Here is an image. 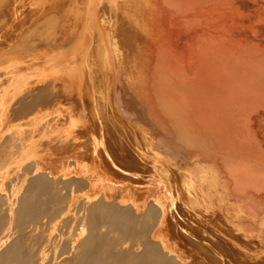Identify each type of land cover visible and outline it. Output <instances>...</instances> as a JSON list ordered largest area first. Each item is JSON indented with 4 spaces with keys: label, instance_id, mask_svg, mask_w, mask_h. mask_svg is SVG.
Returning <instances> with one entry per match:
<instances>
[{
    "label": "bare ground",
    "instance_id": "bare-ground-1",
    "mask_svg": "<svg viewBox=\"0 0 264 264\" xmlns=\"http://www.w3.org/2000/svg\"><path fill=\"white\" fill-rule=\"evenodd\" d=\"M10 2L0 0V76L21 51L62 72L29 75L7 103L11 122L65 111L70 96L84 101L89 149L55 169H24L9 150L32 177L15 210L0 193L14 223L0 264H264V0H36L24 25L18 6L4 18ZM51 139L48 152L71 147Z\"/></svg>",
    "mask_w": 264,
    "mask_h": 264
},
{
    "label": "rangeland",
    "instance_id": "rangeland-1",
    "mask_svg": "<svg viewBox=\"0 0 264 264\" xmlns=\"http://www.w3.org/2000/svg\"><path fill=\"white\" fill-rule=\"evenodd\" d=\"M18 1V2H17ZM15 0V1H13V0H11V2L4 8L5 10H4V18H5V16H6V18H7V20H8V18H9V14H7V10H9L8 11V13H11L12 14V12H13V14H12V16H14L15 15V10H17V6L19 7V11H20V13H19V15H21V16H19L20 18H19V20H22L21 22H23V25L29 20V19H31L32 17V15L33 14H30V12L31 13H34V11L36 10V12H38V10H37V8L36 7H34L35 5L36 6H38L39 4L38 3H35L34 4V2L36 1V0ZM34 1V2H33ZM12 2L14 3V4H12ZM31 2H33V3H31ZM37 2H38V0H37ZM40 2H41V0H40ZM17 3V5L16 6H14L15 4ZM28 3H30V4H28ZM11 4H12V6H11ZM32 4V5H31ZM33 4H34V6H33ZM38 4V5H37ZM21 7H20V6ZM11 8H9V7ZM8 7V8H7ZM16 7V8H15ZM7 8V9H6ZM13 8V9H12ZM14 10V11H13ZM32 10H34V11H32ZM6 11V12H5ZM28 11V12H27ZM24 12V13H23ZM26 12V13H25ZM29 13V14H28ZM27 14V15H26ZM17 15V14H16ZM29 15H30V17H29ZM11 16V17H12ZM25 16V17H24ZM23 17H24V19H23ZM28 17H29V19H28ZM24 20H26V21H24ZM0 25H1V23H0ZM4 25H6V27L4 26ZM28 25V24H27ZM26 25V26H27ZM5 27V29H4V27ZM8 24H3L2 26H0V27H2V29H1V31H5V30H7L8 31ZM8 28V29H7ZM11 29L12 30H14V32H15V34H18L19 33V36H18V38H20V35H21V37H24V34L26 35L27 34V29H21L22 31L24 30V32H20L19 30L17 31L16 29H14V28H12L11 27ZM17 32H16V31ZM0 31V32H1ZM6 31V32H7ZM25 31H26V33H25ZM3 34L5 33V32H2ZM2 33H0L1 35H0V37L3 35ZM9 33V32H8ZM7 33V34H8ZM6 34V33H5ZM4 34V35H5ZM1 40H2V38H0ZM0 40V41H1ZM14 41V42H13ZM12 42L11 41H9L8 42V44L10 43V44H12L13 43V46H18V45H15V44H18L19 43V41H18V43H17V40H13ZM15 43V44H14ZM1 44V43H0ZM2 48H5V45L2 47ZM19 54H20V56L22 55V56H24L23 58H22V56L19 58L16 54H14L13 55V53L11 54V53H9V56H8V54H5L6 56H8V57H12V60L11 61H9V62H5L3 65H2V67H6L7 68V70L5 71V73L6 72H8V73H6L5 75H3V76H0V105H1V103H3V107H2V105L0 106V125L2 126V124H4L2 127H5V128H2L1 126H0V133L1 132H3L2 134H0V136L2 135L4 138L6 137V138H11L12 140L10 141V147L8 146V143H4L5 142V139L3 138V137H1L3 140H1L0 139V142L3 144H1L0 143V145H2L3 147H4V145H5V147L3 148L2 146L0 147V149H2L3 150V153H2V155H3V157L5 156V154L4 153H6V155H8V158H7V156L6 157H2L1 156V154H0V158L2 159H0L1 161V167H3V169L0 167V169H2V170H0V175H1V178H0V193L1 194H3V196L5 197V199H7V203H10V204H13L14 203V205H13V209L15 210L18 206L17 205H19L17 202H18V200L17 199H19L21 196V194H23L24 192H25V190H26V188H27V186L28 185H26L27 184V182L30 180V178L32 177V175L30 174V175H28V176H26V178H23V177H20V176H22L23 174H24V169H26L27 167H29L30 165H32V164H34V163H39V161H40V159H41V164L39 163V165H41L42 167H44V168H47V169H55V168H59L60 167V165H59V162H60V159H62V161L61 162H63L64 161V159H65V164L66 165H70L71 167H74V165H72L73 163V159L72 158H70V156L71 155H73L74 153H76V152H83V151H86V150H88L89 149V146L87 145V142H86V139H87V136H86V134L85 133H87V132H85L86 131V126H85V124H86V119H87V110L85 109V107L83 106V103H84V101H78V103L76 102V104H74V103H71V102H74L72 99H71V97L70 96H68L67 94H66V96H68V102H67V97H66V99H64V94L66 93L65 92V90L67 91V88L64 90V94H62V101H60V104H61V102H62V104H63V102L65 103V107H66V109H65V111L63 110L64 109V107H63V109H62V105H60V109H59V104L58 105H56V107H53V106H50V107H48L47 106V108H42L41 109V111L42 112H44L42 115H44V118H45V120H44V118H43V116L42 115H40L41 113L40 112H37V110L39 109V108H37V109H35V111H33V112H31L29 115H26V116H23V119H21L20 120V118L18 117L17 119H13V121L11 122V119L12 118H10L9 117V115L8 114H10L9 112H8V110L10 111V109H11V107H12V103H13V100L15 99V98H18V96H21V95H23L21 92H24V93H27V90L29 89V87L27 88V86H29V84L27 83L28 81H30L31 80V76L29 77V75H32V74H34L36 77L38 76V77H40V79H42L41 77H45V78H47V76H50V77H48V78H54L53 76L55 75V77H57L59 74H61L62 72H57V67H54L52 64H48V68H47V66H43V65H41V67L40 66H38V65H40V64H38L36 67H35V65H34V62H33V67L34 68H32V64H30V63H32L31 61V57H29L28 56V61L30 62H24V61H26V58H27V54L26 53H23V51H21V52H19ZM11 55V56H10ZM7 57V58H8ZM22 58V59H21ZM30 67V68H29ZM5 68V69H6ZM16 68V69H15ZM25 68V69H24ZM38 68H41L42 70H38L37 71V69ZM46 70H45V69ZM4 69V70H5ZM10 69H13V70H10ZM21 69V70H20ZM31 69V70H30ZM47 69H48V71H47ZM33 70H35L34 72H33ZM52 72H54V70H55V72L52 74V75H49L50 74V72L51 71ZM21 71V72H20ZM39 71H40V73L42 72L43 73V75H42V73L40 74L39 73ZM45 71V72H44ZM46 71H47V73L48 74H45L46 73ZM50 71V72H49ZM12 72H14L13 74H14V77L12 78V77H10L11 76V73ZM15 72L17 73V74H15ZM37 72V73H36ZM51 72V73H52ZM4 73V71L3 72H1L0 71V74H3ZM31 73V74H30ZM8 74V75H7ZM13 74H12V76H13ZM57 74V75H56ZM7 75V76H6ZM42 75V76H41ZM9 76V78L7 79V78H4V77H8ZM33 76V75H32ZM23 77V78H22ZM10 78H11V80H10ZM4 79V80H3ZM14 79V80H13ZM30 79V80H29ZM7 80H9V81H12L13 83H11V82H9V84L7 83L8 81ZM5 81H7V82H5ZM7 83V84H6ZM6 85V86H5ZM22 87V88H21ZM26 87V88H25ZM23 88L24 89H27V90H24L23 91ZM21 89V90H20ZM9 91V92H8ZM18 91H21V92H18ZM5 92V93H4ZM68 92V91H67ZM70 92V91H69ZM2 93V94H1ZM21 93V94H20ZM8 94V95H7ZM18 95L17 97L15 96V95ZM70 94V93H69ZM7 100V102H6V100ZM9 99H10V102H8L9 101ZM66 100V101H65ZM67 102V103H66ZM70 102V103H69ZM11 106H9L10 108L8 109V108H6V107H8V104ZM67 104H68V106H70V107H72V106H74V110H73V107L70 109V107H68L67 106ZM70 104V105H69ZM6 105V106H5ZM57 106H58V108H57ZM1 107H2V109H1ZM68 107V108H67ZM53 108V109H52ZM56 108H57V110H56ZM6 109H7V112H6ZM45 109H50L49 110V112L51 111V110H53V112H50V113H52L51 114V116H50V113L47 111V110H45ZM63 110V111H62ZM39 111V110H38ZM60 111H62V112H64L63 113V115H60L61 113H60ZM78 111V112H77ZM5 112V113H4ZM60 114H59V113ZM65 112L66 113H70L69 115L68 114H66L67 115V120H66V116H65ZM75 112V113H74ZM3 113V114H2ZM7 113V114H6ZM48 113H49V115H48ZM58 113V114H57ZM1 114H2V116H1ZM6 115V117L7 118H10V119H8V123L10 122L12 125H10L9 127H8V124H7V118H4L5 117V115ZM33 114H35V115H33ZM46 114L48 115V116H46ZM72 114V115H71ZM40 115V117H42L41 119H42V121H43V123L42 122H40L41 121V119L38 117ZM59 115H60V117H59ZM30 116H31V119H30ZM34 116H37V117H34ZM49 116H50V119H49ZM53 116V117H52ZM65 116V117H64ZM69 116V117H68ZM77 116V117H76ZM47 117V118H46ZM55 117V118H54ZM64 117V118H63ZM79 117V118H78ZM84 117V118H83ZM22 118V117H21ZM27 118V119H26ZM34 118V119H33ZM60 118V119H59ZM71 118V119H70ZM5 119H6V121H5ZM25 119V120H24ZM37 119V121H38V123H37V121H35ZM64 119V120H63ZM30 120V122L32 121V123L31 124H33L31 127L33 128V126L35 125L36 127L37 126H39L38 127V131H39V136H41V138L39 137H37V135H36V133L38 132L37 131V128H35L36 129V133H35V130L34 129H31V127L29 126V124H30V122H28ZM35 121V123L36 124H34V121ZM51 121V122H49V121ZM59 120V121H58ZM61 120V121H60ZM5 121V122H4ZM15 121V122H14ZM45 121V122H44ZM26 122V124H25V127H24V123ZM56 122V123H55ZM59 122V123H58ZM9 123V124H10ZM21 123V124H20ZM27 123H28V125H27ZM45 123H46V125H45ZM51 123V124H50ZM53 123H54V126H56V129H54L55 127L53 126ZM62 123L64 124V125H62ZM6 124V125H5ZM38 124V125H37ZM55 124H58V125H55ZM60 125V126H59ZM15 126V127H14ZM19 127V128H17V127ZM42 126V127H41ZM44 126V127H43ZM59 128H58V127ZM30 127V128H29ZM41 127V128H40ZM45 127H46V129H45ZM53 127V129H51ZM13 128V129H12ZM14 128H17V129H15V131H14ZM40 128V129H39ZM84 128V129H83ZM5 129V130H4ZM19 129H22V130H20L19 131ZM31 129V130H30ZM49 129H51V131L49 130ZM3 130V131H2ZM10 130V131H9ZM11 130H13V131H11ZM17 130V131H16ZM32 130L34 131L33 132V135H35V136H33L32 135ZM40 130H41V132L42 131H45V132H40ZM50 132H49V131ZM55 130V131H54ZM60 130H61V133H59L60 132ZM83 130H84V133H83ZM5 131H7V132H9V133H7L6 132V136H4L3 134L5 133ZM19 131V132H18ZM22 131H25V132H22ZM28 131H30L29 133L32 135H30L29 133H28ZM57 131V132H56ZM65 131V132H64ZM15 132V133H14ZM22 132V134L24 135V136H22V134L20 135V137H21V140H19L20 138H19V136H18V134H20ZM48 132V133H47ZM52 132V133H51ZM79 132H82V134L80 135V133ZM11 133V136L9 135ZM44 133V134H43ZM47 135H46V134ZM67 133V134H66ZM9 136H8V135ZM15 134V135H14ZM43 134V135H42ZM52 134V135H51ZM78 134H79V136H78ZM16 135H17V137H16ZM57 136V138L56 137H54V136ZM69 135H71V136H69ZM15 136V137H14ZM28 136L30 137L31 136V138H28ZM48 136H50V138L49 139H47L48 138ZM51 136L53 137V140L55 139L56 141H60V139H62V138H66V139H68V146H69V143H70V145H71V147H73V148H71L70 147V149H68V147H67V152H68V154H66L67 152H66V149H65V151L62 149L63 148V146H62V148H59V149H61L62 151H64V153H65V155H63L62 153H60L59 152V150H58V153L57 154H59V155H57L56 154V152H57V150H54L55 152H53V153H51V151L55 148V149H58V147H59V145L60 144H56L55 142H52V141H49V140H52L51 139ZM70 138H69V137ZM73 136V137H72ZM81 136H84V137H81ZM77 137H79V141H77ZM75 138V139H74ZM81 138H84V140H82ZM17 139V140H16ZM23 139V140H22ZM25 139H28V140H25ZM41 139V142H39V140ZM47 139V140H46ZM15 140V141H14ZM29 140H31V141H29ZM44 140H46V141H44ZM70 140V141H69ZM75 142H77V144L76 145H74L73 144V146H72V144L71 143H73L74 141ZM4 141V142H3ZM22 141V142H21ZM29 143H31V144H27L28 142ZM33 141L36 143L35 145H33L34 143H33ZM42 141H44V143L46 142V144H44ZM49 141V142H48ZM20 142H21V144H22V146H23V144H25L26 146H24L25 148L24 149H17L18 147H19V144H20ZM24 142V143H23ZM57 142V143H58ZM19 143V144H18ZM41 143H43V144H40ZM54 143L56 144V145H54ZM6 144H7V146H6ZM20 144V145H21ZM37 144H39V145H37ZM48 144H49V146H48ZM33 147H32V146ZM38 146V148L40 149V150H43V151H41V153L42 152H44L45 150H47V152H48V147H50L51 145H52V147H53V149H51V150H49V152H48V154H50V155H48L47 156V153H45V154H43V156H42V154L41 155H38V154H40V150L37 148V146ZM45 145V146H44ZM48 147H47V146ZM54 145V146H53ZM30 148H29V147ZM41 148H40V147ZM79 146V147H78ZM8 147H9V149H8ZM27 147L29 148V149H27ZM43 147L45 148V147H47V149H43ZM5 148H7L6 149V152L4 151L5 150ZM14 149V151H12L13 149ZM33 148H34V150H35V152L33 151ZM64 148H66V147H64ZM77 148V150L75 151V149ZM9 150H11V152H12V154H15V156L17 157V155H16V152L15 151H17V150H19V151H17L18 153V156H19V158L17 157V160L15 159V157L13 156V155H11V152L9 151ZM36 150H37V152H36ZM39 150V151H38ZM70 150H72V151H70ZM33 151V152H32ZM0 152H2L1 150H0ZM7 152H10V153H8L7 154ZM15 152V153H14ZM27 152H29L28 154H27ZM39 152V153H38ZM22 153V154H21ZM34 153V154H33ZM38 153V154H37ZM39 156V157H37V155ZM53 154V155H52ZM54 154H56V155H54ZM62 154V155H61ZM11 155V156H10ZM22 155V156H21ZM23 155H24V158H23ZM45 155V156H44ZM12 156H13V158H12ZM21 156V157H20ZM37 158H36V157ZM40 156H42V158L40 157ZM69 156V157H68ZM10 157H11V159H13V162L14 163H16L17 165H19L20 167H22V168H24V169H22V175H21V173L19 172V171H21V168L19 167V166H17V165H15V164H13V162H11L12 160H10ZM29 158L30 160H28V159H25V158ZM48 157L51 159V161L49 160L48 161ZM55 157H57V158H55ZM66 157V158H65ZM60 158V159H59ZM3 159H6V160H3ZM44 160V164H45V166L44 165H42L43 164V160ZM68 159V160H67ZM21 160V163H19L18 161H20ZM22 160L24 161L23 163H22ZM48 162H47V161ZM53 160V161H52ZM56 160H58L57 161V163H56ZM2 161H4L3 163H2ZM5 161H8L7 163H5ZM27 161V162H26ZM30 163H29V162ZM31 161H32V163H31ZM10 162L13 164V166L15 165V168H17V169H15L14 167L12 168L11 166H12V164H10ZM19 164H18V163ZM55 162V163H54ZM60 162V163H61ZM5 163V165L7 166V168L9 167V169L8 170H6L7 168H4V164ZM29 165H28V164ZM68 163V164H67ZM7 164H9V166L7 165ZM21 164V165H20ZM27 164V165H26ZM55 164V165H54ZM23 165H26L25 167L23 166ZM49 165V166H48ZM50 165H51V167H50ZM59 165V166H58ZM5 166V167H6ZM19 167V168H18ZM14 169V170H13ZM3 170H6V171H3ZM17 170H19V171H17ZM3 171V172H2ZM15 171V172H14ZM16 171H17V174L18 175H16L15 176V174H16ZM7 172H9V174L7 173ZM19 172V173H18ZM6 175H5V174ZM5 176H4V175ZM10 174H11V176H10ZM14 175V176H13ZM17 177V178H16ZM56 177H57V179L59 180V176H58V174L56 175ZM19 178V179H18ZM28 179V181H26V183L25 182H23L22 183V179ZM9 179V180H8ZM19 181H18V180ZM5 180V181H4ZM9 181H11V182H9ZM10 187V188H9ZM13 187V188H12ZM12 196V197H11ZM5 211V214L3 213ZM6 209L5 210H1L0 211V219L1 218H6L5 216H6ZM10 220V221H9ZM4 228H1V229H3V230H0V233L2 234L3 233V231H4V229H7V228H11L12 229V226L14 225V223H13V216H12V219H5V221H4ZM5 227H7V228H5ZM13 231H16V230H14V228H13ZM106 230L105 229H102L101 230V232H105ZM1 234H0V236H1ZM125 246H127V245H125ZM125 246H123V248H125Z\"/></svg>",
    "mask_w": 264,
    "mask_h": 264
}]
</instances>
